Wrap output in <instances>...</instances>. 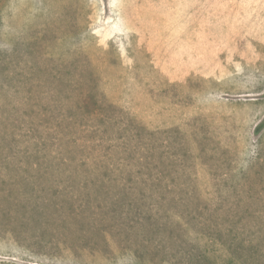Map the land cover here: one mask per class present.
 Listing matches in <instances>:
<instances>
[{
    "label": "rangeland",
    "instance_id": "rangeland-1",
    "mask_svg": "<svg viewBox=\"0 0 264 264\" xmlns=\"http://www.w3.org/2000/svg\"><path fill=\"white\" fill-rule=\"evenodd\" d=\"M0 264H264V0H0Z\"/></svg>",
    "mask_w": 264,
    "mask_h": 264
}]
</instances>
